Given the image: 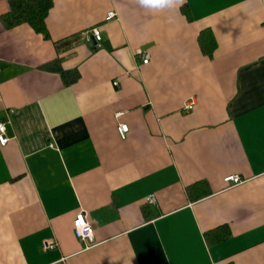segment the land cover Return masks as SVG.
Instances as JSON below:
<instances>
[{"label": "crops", "instance_id": "0c3cea01", "mask_svg": "<svg viewBox=\"0 0 264 264\" xmlns=\"http://www.w3.org/2000/svg\"><path fill=\"white\" fill-rule=\"evenodd\" d=\"M52 2L45 39L0 0V264H264V0Z\"/></svg>", "mask_w": 264, "mask_h": 264}, {"label": "trees", "instance_id": "16d2710c", "mask_svg": "<svg viewBox=\"0 0 264 264\" xmlns=\"http://www.w3.org/2000/svg\"><path fill=\"white\" fill-rule=\"evenodd\" d=\"M8 10L1 16V22L5 28H12L20 24H27L35 32L45 39L49 38L45 19L52 7V0H7ZM60 73L68 84L77 78V72L64 71L57 62L48 65Z\"/></svg>", "mask_w": 264, "mask_h": 264}, {"label": "built area", "instance_id": "2783aa9c", "mask_svg": "<svg viewBox=\"0 0 264 264\" xmlns=\"http://www.w3.org/2000/svg\"><path fill=\"white\" fill-rule=\"evenodd\" d=\"M116 13L114 11H108L104 17L105 22H109L113 19H115ZM90 33L92 35V39L95 43V45H98V43L101 40V32L100 27L96 26L93 27L90 30ZM137 58L141 60L142 63H147L149 61V54L146 52L137 51L136 53ZM116 84V83H114ZM194 106V100L190 99L187 101L184 105V109L186 111H190L193 109ZM117 132L121 139H124L126 137V134L128 132V126L127 124L120 123L117 125ZM7 124L4 121H0V145L4 146L8 142V136H7ZM224 182H232L233 184H237L240 182V179L238 176H227L223 179ZM146 202L149 204H156V197L154 194H150L146 198ZM73 226V234L74 236L84 242H93V227L90 224V222L87 220L86 213L83 211H79L75 214L72 222ZM45 248H52L53 244H45ZM158 264H168L166 262H161Z\"/></svg>", "mask_w": 264, "mask_h": 264}, {"label": "clouds", "instance_id": "9594fccd", "mask_svg": "<svg viewBox=\"0 0 264 264\" xmlns=\"http://www.w3.org/2000/svg\"><path fill=\"white\" fill-rule=\"evenodd\" d=\"M136 3L143 9L150 12H162L165 10H178L185 3V0H136Z\"/></svg>", "mask_w": 264, "mask_h": 264}]
</instances>
